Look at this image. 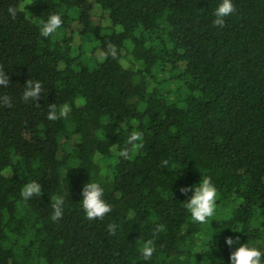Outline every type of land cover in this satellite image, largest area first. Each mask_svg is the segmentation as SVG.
Segmentation results:
<instances>
[{
    "label": "trees",
    "instance_id": "16d2710c",
    "mask_svg": "<svg viewBox=\"0 0 264 264\" xmlns=\"http://www.w3.org/2000/svg\"><path fill=\"white\" fill-rule=\"evenodd\" d=\"M221 2L0 0V65L10 77L0 97L12 104L0 103V264H230L239 244L264 249V0H233L224 28L212 23ZM21 4L12 19L9 6ZM53 13L62 26L42 37ZM108 42L116 56L101 60ZM27 79L42 83L38 101L22 99ZM51 103L72 110L50 121ZM131 131L144 147L129 160L118 152L131 149ZM203 176L218 199L216 220L202 225L180 188ZM31 181L42 195L25 201ZM88 181L112 206L103 220L82 209ZM58 194L63 218L53 221ZM157 224L166 231L145 261L140 248ZM237 235L229 248L225 238Z\"/></svg>",
    "mask_w": 264,
    "mask_h": 264
},
{
    "label": "clouds",
    "instance_id": "9594fccd",
    "mask_svg": "<svg viewBox=\"0 0 264 264\" xmlns=\"http://www.w3.org/2000/svg\"><path fill=\"white\" fill-rule=\"evenodd\" d=\"M26 5L9 6L8 13L12 19H15L18 12H22ZM237 11L233 0H222L214 12L215 19L212 21L213 25L219 28L226 26L225 18L231 16ZM63 23L62 16L59 13L51 14L46 21H42L39 32L42 37H53L54 34L61 28ZM117 49L111 42L107 43V50L102 53L100 59L103 60L106 56H116ZM10 84L9 74L0 65V86L8 87ZM43 92V85L38 80L27 79L24 84L22 92V99L27 101H38ZM0 103L5 107H11V98L9 96L0 97ZM39 104V103H37ZM77 106H79L77 104ZM72 110V105L69 103H62L57 106L56 103L49 104L47 112V119L56 121L61 118H67ZM120 127L127 131L123 122ZM143 133L141 131H131L126 140V145H130L120 149L118 156L124 159H132L131 153L137 152L144 147ZM168 160L162 161V165L167 168ZM179 173L177 172V175ZM103 175V172L101 173ZM180 192L186 197L189 192L192 195L188 197L187 202H183L184 207L191 215V220L199 224H208L212 220H216L218 189L212 181L210 176H203L199 183L192 186H182ZM81 194L83 196L82 209L88 220H103L111 211L112 206L104 199L105 189L99 181H88L82 188ZM21 197L28 201L33 196L40 197L42 195V185L36 181H31L23 185L20 193ZM65 205L64 195H55L51 197V207L53 213L51 219L57 221L63 218ZM118 225L109 223L107 230L109 235L115 236L117 234ZM166 231L164 224H157L152 230V238L143 241L140 248V253L145 261L151 260L153 254L156 252L155 240L159 234ZM239 231V230H236ZM240 237L229 236L225 238V243L231 248L234 244H239ZM264 257V249L257 246H250L248 243L239 244V247L230 252V264H264L262 261ZM221 264V262H219Z\"/></svg>",
    "mask_w": 264,
    "mask_h": 264
},
{
    "label": "rangeland",
    "instance_id": "374dc122",
    "mask_svg": "<svg viewBox=\"0 0 264 264\" xmlns=\"http://www.w3.org/2000/svg\"><path fill=\"white\" fill-rule=\"evenodd\" d=\"M26 1H27V0H26ZM95 5L98 7L97 4H95ZM98 8H99V7H98ZM72 29H74V27H73ZM69 30H71V28H69L68 31H69ZM70 35H73V32H72V34H70ZM73 40H74V45H75L77 48H80L81 44H80V39H79V37H77L76 35H74ZM82 51L84 52V55H87L88 52H89L90 50H89L88 47L83 46Z\"/></svg>",
    "mask_w": 264,
    "mask_h": 264
}]
</instances>
